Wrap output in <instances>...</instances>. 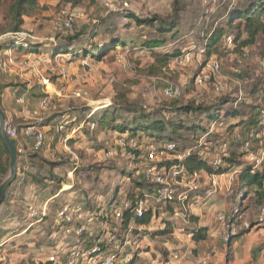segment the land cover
<instances>
[{
	"label": "rangeland",
	"instance_id": "374dc122",
	"mask_svg": "<svg viewBox=\"0 0 264 264\" xmlns=\"http://www.w3.org/2000/svg\"><path fill=\"white\" fill-rule=\"evenodd\" d=\"M242 1L245 0H81L78 5H70L57 0H39L34 16L23 19L21 39L12 34L0 36L3 47L22 40L18 47H9L8 55L0 56L1 63L5 64L3 76L7 78V82L0 85L20 89L25 95L23 103L14 101L10 106L16 110L18 119L6 122L16 129L19 145L16 146V180L6 195L7 202L0 207V264L45 262L50 254L74 244L75 239H68L65 234L68 227L54 224L59 208L64 205L86 203L93 209L107 208L117 201L120 204L127 200L128 194H147L142 176L148 164L146 150L149 144L161 146L162 142L142 135L138 141L140 154L135 156L129 147L118 145L121 138L127 141L126 135L98 126L96 120L101 112L112 110L111 106L131 107L159 119L177 121L175 113L165 112V106L199 107L215 103L237 107L242 112V125L230 130L234 120L221 119L208 126L203 123L204 131L196 135L181 131L171 137L178 145V155L183 159L194 155L214 172L197 171L200 175L198 190L189 193L191 199L185 212L188 222L194 223L186 225V234L194 228H205V240L195 243L182 237L179 242L175 241L177 236L173 235V229L180 227L182 221L176 219L171 223L175 219L174 210L180 209L174 206L171 212L156 211L154 217L150 214L148 225L130 223L129 252L132 258L137 255L134 264H264L261 255L264 225L253 227L264 200L259 202L252 192L241 196L235 178L231 181L232 174L245 166L264 174V145L256 137L258 131L252 124L255 120L252 112L256 109L252 107L264 108V73L261 71L264 35H259L254 44L237 50L234 45L227 47L223 40L232 36L239 43L246 38L243 24L238 29L222 26L228 5ZM13 2L0 0V29ZM175 4L179 12L173 34L160 36L153 28L138 26L125 17L131 13L143 20L157 17L169 23ZM62 12L75 16L71 30L54 26ZM261 20L264 22V17ZM105 28L119 36L126 46L108 51L98 60L79 55L78 41L85 46L98 44ZM217 29L224 33L213 43L216 50L209 47L207 50L211 53L206 55V38ZM75 36L80 38L74 39ZM161 38L165 43L155 52L171 56L178 52V56L170 57L162 68L154 52L141 47L146 40ZM21 42L29 46L22 49ZM57 47L64 48L62 52L53 53L51 50ZM212 62L220 64V74L216 79L212 77L202 85L197 84L195 79L207 75V66ZM20 74L29 77L23 79ZM216 82H226L228 88L218 93ZM168 87L178 89L179 96L175 100L165 99L163 91ZM239 91L244 98L235 106ZM1 101L2 98L1 109L8 112ZM42 102H46L44 108L40 107ZM34 111L37 116L27 114ZM119 115L128 116L127 113ZM181 119L188 124L200 116L188 114ZM28 127H35L43 135L41 150H34L33 142L22 137ZM243 140L251 143L249 150L242 147ZM225 143L226 149L222 147ZM32 154H36L38 166L53 172L55 180L40 179L42 172L28 166ZM249 155L261 160L258 168ZM230 157L236 162L228 169L226 159ZM218 169L226 171L216 174ZM8 174L9 170L1 184ZM212 175L222 176L214 180L217 184L223 181L230 188L205 198ZM137 183L143 186L138 188ZM188 189L187 176H184L178 193ZM147 206L152 209V202ZM234 211L237 218L233 219L232 227L227 219L217 221L218 214L229 218ZM95 212L100 213L101 209ZM167 226L170 233L157 234ZM92 229L89 227L88 231ZM244 230L249 231L244 233ZM123 234L124 229L122 237ZM174 254L177 259L173 258Z\"/></svg>",
	"mask_w": 264,
	"mask_h": 264
},
{
	"label": "trees",
	"instance_id": "16d2710c",
	"mask_svg": "<svg viewBox=\"0 0 264 264\" xmlns=\"http://www.w3.org/2000/svg\"><path fill=\"white\" fill-rule=\"evenodd\" d=\"M59 3L63 4H70V5H78L81 0H57ZM39 0H14V2L9 6L6 16L3 19V22L5 25L0 29V36H4L7 34H20L22 33V27H23V19L24 18H32L35 14V12L38 9ZM173 15H172V21L169 23H166L164 21H161L157 17H153L151 19H141L135 16L134 14H127L125 17L127 19H131L136 25L138 26H148L150 28L154 29V32L162 36L163 34H173L175 29V20L178 15V8L176 7V4L173 7ZM264 17V0H245L239 3H232L231 5H228L227 7V14L225 21L222 23V26H226L229 29L235 28L238 29L240 24H243L244 32L246 34V38L242 40L241 42L237 43V38H234L233 45L235 50L237 49H243L246 48L252 44L255 43L256 38L259 35H264V22L261 20V18ZM107 33V34H106ZM222 29H217L213 32V34L206 38L207 44H206V55H209L211 52L207 50L209 47H213L212 50L215 51L216 47L213 45L219 38L223 35ZM101 37H99V43L85 46L82 41H78V50L79 55H89L91 57H94L96 60H98L101 55L107 53L108 51L115 50L118 47H125L126 44L123 42L119 36H114L109 29L105 28L104 31L100 34ZM108 36L109 38H106ZM80 36H75L74 39H79ZM226 38V37H225ZM225 38L223 40H225ZM72 43V39H70ZM165 43L164 38L161 39H152V40H146L142 43V48L149 50L150 52H154L155 59L159 66L165 67L166 63L168 62L170 57H176L178 56V52H174L172 56L170 54H160L155 51H157L159 48H161ZM29 46V45H28ZM31 47L33 45H30ZM9 47H18L17 41H12L7 44L6 47L0 46V50L2 49H9ZM67 47V46H66ZM64 47H57V49L51 50L53 53L55 52H62V49ZM233 48V49H234ZM23 49V48H22ZM36 51V50H34ZM76 54V55H78ZM82 57V56H80ZM7 86H0V89H4ZM254 91V89H253ZM253 93V92H252ZM176 99V98H175ZM175 99H170L175 100ZM112 110H105L101 112V116L96 120L98 126L104 127L116 132H119L122 136L126 135V139H135L139 141L140 137L142 135L149 136L154 138L155 140L159 142H165L170 141L171 137L177 136L181 131H185L187 133H191L193 135H196L199 131H204V127L202 126L203 123L205 125H209L211 123L220 121L221 119H233L234 122L229 126L230 130H233L234 128H237L238 126H241L243 123L242 120V112L236 107V108H228L226 106L221 105L220 103H215L209 106H199V107H193L192 105H185L181 106L179 108H175L172 105L165 106L163 109L165 112L168 113H175V116H177V121H171V120H165V119H159L153 116L152 114H146L143 112H138L137 110L126 107V108H120L117 106H111ZM255 109L254 112H252L254 116V122H252L253 127L256 128V125L258 123V118L260 116L259 112L261 109H258L257 107H252V109ZM264 109V108H263ZM127 113V117H122L119 114ZM160 113H158L159 115ZM198 115L200 116V119L193 120L189 122L188 124L185 123L181 117L185 115ZM120 121V122H117ZM257 131V130H256ZM243 142H245L243 140ZM242 142V147H243ZM226 144V143H225ZM227 146V144H226ZM135 156L140 154L139 151H133ZM132 152V153H133ZM9 151L7 147L5 146L1 136H0V184L5 175L7 174L9 170ZM226 162L228 163V169H230L236 161L233 158H227ZM50 166L52 163H49ZM183 166L186 169L187 175H192L193 173L205 170L207 174H212L211 168L206 166L205 163L201 162L196 156L190 155L183 159L182 161ZM39 163L36 159V154L29 155V162L28 166H31L32 168L37 169L38 171L42 172V175H39L40 179H50L55 180V176L53 172L50 170H46L40 166H38ZM54 165V164H53ZM226 170L218 169L216 174H222ZM39 174V173H38ZM37 175V174H36ZM16 180V179H15ZM15 180L10 184V186L7 188L6 195H8L9 189L15 182ZM145 181V180H144ZM235 181L238 184V190L237 192L241 194H248L249 192H252L259 202H262L264 200V174L260 173V170L254 169L251 166H245L243 167L239 174L235 177ZM147 193H151V188L149 185H147ZM139 187L143 186V183H137L136 184ZM58 187V185H56ZM138 196V197H137ZM128 194L126 199L131 202V206H135V202H137L140 199L143 198V194L140 192L138 195ZM240 196V197H241ZM137 197V198H136ZM7 202L6 196L4 201L0 204V207ZM80 204V203H78ZM82 204V203H81ZM86 206L87 204H82ZM89 207H93L91 205H88ZM99 207V206H98ZM122 228L125 230L127 229L128 225L130 223H135L137 226H144L148 225L150 222V213L146 212L142 218L136 219L134 218L133 214L130 210H126L123 213L122 218ZM100 222H104L105 219L103 217L99 218ZM231 223H233V220H231ZM193 234L192 240L195 243H199L203 240H205V234L206 229L205 228H194L191 230ZM249 231V230H244ZM171 232V229L169 226L165 228L162 231H159L157 234L159 235H166ZM2 234V230L0 229V235ZM136 259V255L132 258L131 264H134ZM30 264H52L49 261L45 262H32Z\"/></svg>",
	"mask_w": 264,
	"mask_h": 264
},
{
	"label": "built area",
	"instance_id": "2783aa9c",
	"mask_svg": "<svg viewBox=\"0 0 264 264\" xmlns=\"http://www.w3.org/2000/svg\"><path fill=\"white\" fill-rule=\"evenodd\" d=\"M127 4L124 3V7ZM74 15H67L65 12L61 13V16L56 19L54 23L55 27H62L64 30H71L74 25ZM14 36H19L21 39L23 36L20 34H15ZM22 40H17L20 42ZM234 37L227 36L224 40L227 47L233 45ZM21 47L27 48L28 45L20 43ZM209 72L207 75L195 79L196 83L202 85L210 78H215L221 72V66L218 62H212L207 66ZM261 71L264 73V65L261 66ZM236 73H239L236 71ZM228 88L226 82H216L215 91L223 92ZM163 95L166 100L175 99L179 96L178 89L176 87H168L164 89ZM244 95L241 91L237 95V100L235 101V106L242 102ZM17 103H23V98L17 99ZM46 102L40 103V107L44 108ZM28 115L37 116V111L32 113L28 112ZM260 116L258 118V123L256 125V130L258 133L256 137L260 138L264 145V109L259 112ZM61 129V128H60ZM6 134L10 140L16 141L17 131L15 128L11 127L6 123L5 125ZM24 136L26 139L33 142V149L38 151L41 150L44 144L43 135L36 131L34 127H28L24 130ZM120 147H129L133 151H139L141 145L135 139H129L127 141L121 138L118 142ZM226 149V144L222 146ZM243 147L245 150L251 148L250 142H243ZM178 145L174 142L165 141L162 142L161 146H156L154 144H149L146 150V167L143 170L142 176L144 180L149 184L151 188V193H147L142 199L135 202V206H131V202L128 200L122 201L120 204L118 201L113 205H109L107 208L101 207H89L82 204H76L73 206L64 205L59 208V212L56 214L54 224L57 227L67 226L68 229L65 230L67 238L73 237L75 239L74 244L67 245V249H62L60 252H54L48 256L47 260L52 264H131L132 257L129 252L130 247V224L127 229H125V234L122 237V218L123 213L126 210H130L134 218L139 219L144 216L146 212L153 214L155 212L166 213L169 212L172 207H179V210H174L173 212L176 219H181V225L178 228H174L176 234L184 235L188 239L193 238V234H186V225L188 224V216L185 214L187 209V203L191 199L190 192L197 191V182L200 179V175L195 172L192 175H187L186 169L182 164L183 158L181 155L177 154ZM252 159L251 161H256V168L261 165V160L256 159L252 155H249ZM172 158V160H169ZM220 164V163H219ZM239 172H234L231 176V181L234 180V176L238 175ZM187 176L189 189L186 192L178 193V187L181 186L182 177ZM218 175H212V181L210 187L206 190L205 198H208L219 191L220 184H217ZM151 201L153 204L152 209H148L147 203ZM111 204V203H110ZM101 209V212H95ZM94 211V213H93ZM179 211V212H178ZM237 211H234L232 215L227 218L222 214H218L216 219L219 222H225L226 219L230 221V227L233 226L231 220L236 219ZM103 217L104 222H100L99 218ZM239 219V218H238ZM175 222V219L173 220ZM255 225H264V207L260 208ZM93 228L88 231V228ZM94 233V236L91 234ZM175 239L179 240L177 236ZM174 259H177V255H173Z\"/></svg>",
	"mask_w": 264,
	"mask_h": 264
},
{
	"label": "crops",
	"instance_id": "0c3cea01",
	"mask_svg": "<svg viewBox=\"0 0 264 264\" xmlns=\"http://www.w3.org/2000/svg\"><path fill=\"white\" fill-rule=\"evenodd\" d=\"M7 50H9V49H2V50H0V56H2V55H8L7 53H8V51ZM27 53V52H26ZM18 55H21V54H18ZM27 56V55H26ZM29 57V56H28ZM5 64H3V63H1V60H0V84H3L4 82L3 81H5V82H7V78H5V75L3 76V74L4 73H6V71H5V69H4V66ZM23 67V66H22ZM22 70V69H21ZM30 73H32V72H30ZM28 77L29 76H27V74H20V78H23V79H28ZM3 78H5V80L3 79ZM26 81H28V80H26ZM1 86V85H0ZM22 93V90H20V89H18V90H16L15 88H13V87H11V86H7V87H5L4 89H0V98H2L3 99V101H1L2 102V105L3 104H5L6 106H7V109H8V112L7 111H5L4 109H2V110H4V114H5V117H6V122H8V123H12L13 121H16V119H18V118H16V117H18V116H16L17 114H16V110H12V109H10V106L11 105H13L14 104V101L15 102H17V99L18 98H20V97H22L23 99H24V97H25V95H22L21 94ZM22 96H21V95ZM16 96H18V98L17 99H15L16 98ZM28 97L26 96V99H27ZM3 108H5L4 106H2ZM20 122H17V125H20L19 124ZM35 128V127H34ZM22 137H25L24 136V133H23V135H22ZM26 138V137H25ZM26 140V139H25ZM66 142H67V139L65 140ZM23 142H25V144H26V141H23ZM15 143H16V146H18L19 145V140H16L15 141ZM27 145H28V141H27ZM219 176V175H218ZM219 179H221V178H223L222 176H220V177H218ZM235 186L236 187H238V184L237 183H235ZM229 186L224 182V184H223V181L221 182L220 181V186H219V191L220 192H223L224 190L225 191H228L229 190ZM207 189V188H206ZM209 189V188H208ZM207 189V190H208ZM169 212H171V210L169 211ZM175 220H176V218H175ZM178 220V219H177ZM176 220V221H177ZM171 223H175V222H173V220H172V222ZM187 225H194V223H190V222H188V224ZM263 226V225H262ZM262 226H257V225H254L253 227L254 228H258V227H262ZM175 227V224H174V226L172 227V228H174ZM187 230H188V228H186ZM174 230V232L176 233V231H175V229H173ZM191 231V230H190ZM175 233H173V235L175 234ZM191 233H192V231H191ZM178 237H179V239H181L182 237L183 238H186V240L187 241H192L191 239H188L186 236H184V235H179V234H176ZM175 241H178L179 242V240H177V239H175ZM181 241V240H180ZM262 256H264V250H263V252H262V254H261ZM136 257H137V255H136Z\"/></svg>",
	"mask_w": 264,
	"mask_h": 264
},
{
	"label": "water",
	"instance_id": "95a60500",
	"mask_svg": "<svg viewBox=\"0 0 264 264\" xmlns=\"http://www.w3.org/2000/svg\"><path fill=\"white\" fill-rule=\"evenodd\" d=\"M6 117L0 107V136L9 151V174L0 186V204L4 201L7 188L15 180L17 175V147L16 143L9 139L5 130Z\"/></svg>",
	"mask_w": 264,
	"mask_h": 264
}]
</instances>
